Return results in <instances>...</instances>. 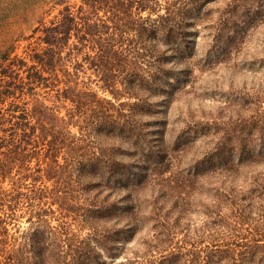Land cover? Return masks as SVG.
<instances>
[{"label": "trees", "instance_id": "16d2710c", "mask_svg": "<svg viewBox=\"0 0 264 264\" xmlns=\"http://www.w3.org/2000/svg\"><path fill=\"white\" fill-rule=\"evenodd\" d=\"M198 1L51 0L57 13L33 29L36 41L21 55L17 45L0 52V264H95L91 250H104L109 225L137 220L142 202L152 208L145 214L155 229L151 248L170 249L155 264H264V171H257L264 169V117H257L256 140L229 141L241 155L225 171H208L207 156L191 159L186 171H165V159L182 156L189 142L163 147L152 133L161 122L155 106L169 109L180 89L178 81L166 85L173 60L215 49L217 57L234 53L239 68L243 60L264 65V0H224L215 22L209 11L199 13L208 32L200 51L198 31L187 30L194 22L181 11ZM253 44L261 50L248 59ZM215 146L221 151L224 143ZM202 192V224L211 233L203 250L196 252L199 240L185 251L172 229L199 210ZM159 200H173L172 223V210L154 214ZM71 219L90 226L88 237Z\"/></svg>", "mask_w": 264, "mask_h": 264}, {"label": "rangeland", "instance_id": "374dc122", "mask_svg": "<svg viewBox=\"0 0 264 264\" xmlns=\"http://www.w3.org/2000/svg\"><path fill=\"white\" fill-rule=\"evenodd\" d=\"M70 2L79 3V0H70ZM224 2V0H199L196 4L188 3L182 7L181 11H183L185 21L194 22V25L187 30L195 31L196 29L198 31L197 36L193 38L194 49L197 51H200L208 33L206 29L201 28L197 15L207 10L209 13L206 18L215 22L220 11L224 8ZM51 6V0H0V52L10 45H17L15 54L21 55L27 42L36 41L38 33L32 36L33 29L40 25V21L43 24L47 23L57 13V10L52 9ZM30 36L32 37L29 38ZM28 38L29 41H27ZM259 43L261 42L259 41ZM255 44L251 45V49L248 50V59L252 58L250 57L251 53L261 50L256 51ZM204 52L205 49L201 50V53L204 54ZM216 53V50L213 49L206 56L194 57L185 63L173 60L172 62L176 63L172 66V62L169 64V84L166 85L173 88L178 81L180 89L174 92L169 109H166L163 104L155 106L154 109L158 110L155 118L161 122L156 125L159 127V131L152 133L156 139L158 138L157 141H164L163 147L172 146L175 141L182 144L189 142V145L185 144L182 156L176 152L170 153L164 161V164L167 165L165 171H186L182 170L185 169L182 166L185 167L191 159L193 163L196 160L200 161L204 156L209 157L210 160V164L205 165L208 171H225V167L227 168L230 163H235L241 155L237 148L233 151L229 150L227 147L229 141L238 144L239 139L247 140V143L249 138L257 139L258 135L255 134L257 117H264V65L259 64L258 59L252 65L250 64L251 60L246 62L243 60L239 68L236 66V62L239 60L235 61L234 53L228 58L217 57ZM92 87L96 90L94 85ZM98 95L111 99L109 94L101 91H98ZM161 99L165 100L166 98L161 96L158 99L159 103H161ZM132 101L134 100L132 99ZM65 114V109H62L61 116ZM229 128L235 130L233 133L226 134L225 132ZM71 130L78 135V124L72 126ZM199 130L204 131L203 133L206 135L197 134L196 131ZM220 142L224 143V146L221 151H218L215 149V145ZM252 145L247 144L246 149H251ZM180 149L182 148L180 147ZM207 169L203 166L200 171H207ZM257 171H264V169L259 167ZM206 190L207 187L204 191ZM204 198L205 193L202 192L200 202L195 201L197 209L208 204V200ZM150 199L152 197L146 194L145 200ZM172 203L173 200L166 202L159 200L154 214L156 216L164 215L172 210L168 220L172 223L176 216V212L172 209ZM141 207L142 214L137 220L125 221L123 219L122 222H115L112 227L109 225L110 230L108 229V231L110 232L104 236V250L101 248L96 249L97 251L94 249V252L91 250L95 264H155L168 256L170 249L156 251L151 248L155 230L152 227L153 222H150L149 219V216L152 215V208L147 202H142ZM150 212L151 214L147 217L145 214ZM181 220H185V222L182 225H175L172 229L173 235L175 234L174 237H176L175 241H179L182 248L189 251L191 247L188 243L200 240L196 247V252H200L205 248L211 233L202 224L206 220L203 209L196 210V212L190 211V214ZM69 222L72 223L73 230L79 234L80 238L88 237L90 226L82 223L81 227L76 226L78 219L74 221L71 219ZM19 223L21 229L28 228L25 218L21 219ZM52 224L56 225L57 223L53 221ZM78 227L79 231H77ZM99 231L103 232L104 230L101 228ZM193 246L195 245L193 244ZM90 247L95 248L94 241L90 242Z\"/></svg>", "mask_w": 264, "mask_h": 264}]
</instances>
